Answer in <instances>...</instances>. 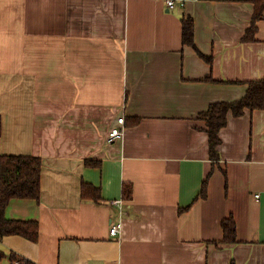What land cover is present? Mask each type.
<instances>
[{"label":"crops","instance_id":"crops-1","mask_svg":"<svg viewBox=\"0 0 264 264\" xmlns=\"http://www.w3.org/2000/svg\"><path fill=\"white\" fill-rule=\"evenodd\" d=\"M166 1L0 0V156L42 163L4 213L38 238L0 239V264H264V110L229 113L215 158L201 118L264 77V13L246 41L249 0Z\"/></svg>","mask_w":264,"mask_h":264},{"label":"trees","instance_id":"trees-1","mask_svg":"<svg viewBox=\"0 0 264 264\" xmlns=\"http://www.w3.org/2000/svg\"><path fill=\"white\" fill-rule=\"evenodd\" d=\"M253 5L251 24L246 34V41H252L256 32V23L263 19L264 0H249ZM193 21L190 18L182 20V43L184 46L194 47ZM264 110V77L247 83L243 97L232 102H216L209 105L201 114L208 134L209 153L212 158L217 157L216 148L220 144L219 131L226 126L229 113L233 117H240L244 112ZM2 120L0 116V135ZM41 159L34 156L2 155L0 156V239L5 236L18 235L31 242L38 238V224L35 221L10 220L5 218V209L12 199L38 200L40 195ZM206 182L203 184L200 196L205 194ZM81 196L84 199L99 200L97 188L82 184ZM124 197L131 198V187L126 185ZM180 211H183L182 209ZM223 240L225 244L235 243V227L231 218L222 222ZM6 254L0 251V261ZM11 261L18 264H32L11 254Z\"/></svg>","mask_w":264,"mask_h":264},{"label":"built area","instance_id":"built-area-1","mask_svg":"<svg viewBox=\"0 0 264 264\" xmlns=\"http://www.w3.org/2000/svg\"><path fill=\"white\" fill-rule=\"evenodd\" d=\"M166 4L168 6V8L172 9L174 7V1L173 0H167ZM123 121L124 118H118V126L112 128L108 134V141L112 142L114 140H117L119 138L122 137L123 134ZM256 197H258V195H256ZM122 201L121 200H115L112 201L111 203L116 205V204H120ZM120 234V224L119 223H112L110 226V236L115 238L118 237Z\"/></svg>","mask_w":264,"mask_h":264}]
</instances>
